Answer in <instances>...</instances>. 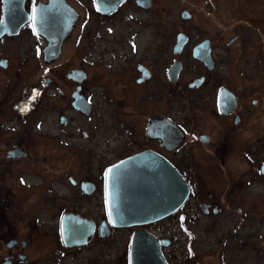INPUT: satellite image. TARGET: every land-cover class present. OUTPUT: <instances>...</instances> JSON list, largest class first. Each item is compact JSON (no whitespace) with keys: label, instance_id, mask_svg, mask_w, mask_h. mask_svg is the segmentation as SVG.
Returning a JSON list of instances; mask_svg holds the SVG:
<instances>
[{"label":"flooded vegetation","instance_id":"obj_1","mask_svg":"<svg viewBox=\"0 0 264 264\" xmlns=\"http://www.w3.org/2000/svg\"><path fill=\"white\" fill-rule=\"evenodd\" d=\"M223 1L225 15L228 0ZM190 3V21L203 11L217 29L197 25L193 34L178 32L185 37L176 51L177 34L174 45L162 47L160 28V44L150 48L149 39L143 40L148 33H131L130 22L138 24L155 5L159 10L158 0L144 6L122 0L106 8L100 0H0L1 51H16L17 43H24L35 56L33 65L50 75L44 84L65 99V110L55 117L56 139L70 143L72 135L101 134L92 122L99 110L107 130L113 126L126 136L122 151L129 144L136 149L113 162L90 160L80 170H71L76 156L70 150L60 152V171L36 178L26 174L25 168L36 163L43 168L39 161L46 159L31 154L25 124L29 104L45 93L40 76L30 94L19 92L10 115L18 123L0 121L5 151L0 155V264H130L131 236L138 230L160 240L167 264H251L252 258L253 264H264V0H230L231 18L218 16L214 0ZM206 32L211 35H202ZM71 45H79L83 55L76 67L60 74L59 62ZM53 46L59 54L46 56L45 49ZM6 57L0 58L2 74L8 83L20 84L19 61ZM31 60L23 58L22 66ZM175 63L179 66L170 74ZM77 102L81 108L74 107ZM120 111L129 118L119 119ZM156 119L169 123L148 133ZM146 151L170 161L189 194L159 221L111 227L105 172ZM63 218L79 227L82 244L63 241ZM171 223L179 230L177 254Z\"/></svg>","mask_w":264,"mask_h":264},{"label":"rangeland","instance_id":"obj_2","mask_svg":"<svg viewBox=\"0 0 264 264\" xmlns=\"http://www.w3.org/2000/svg\"><path fill=\"white\" fill-rule=\"evenodd\" d=\"M190 1L191 0H158L159 10L156 9L157 5H155L151 12L143 15V17L140 18L138 24L134 23L136 22L134 19V21L130 22V25L133 27V30L131 31L133 37L139 31L148 33V38H145L144 36L143 40L149 39L150 48H152L153 46H155L154 43H156L157 45L160 44V39H157V32L159 33V29L161 28L162 47H169L174 45L176 38L175 36L178 32L186 31L190 34H193L197 25L203 27L204 29L207 27L217 29L218 24L215 21L206 19L204 17L205 13H203V11L196 12V18L191 21V15L189 18L182 19L181 13L184 12V10L189 12L192 7V3H190ZM214 2L217 5L218 16L226 17V14L227 16L229 14V17L231 18L232 12H230L229 8L230 0H228V4L226 6L228 10L226 11L227 13L225 15H222V12H220L224 8V6L222 7V3L224 1L214 0ZM202 35L207 36L211 35V33L206 32L202 33ZM17 44H20V48L16 51H11L8 53L2 52V49L0 48V58L6 57L7 54L9 59H11L12 61H19V66H21L22 69L18 76L21 78L23 77L20 81V84L13 85V79L8 83L7 78L5 77L6 75L2 74V69L0 67V121L2 119H9V121L12 123H18V121H15V117L10 118V115L12 114V112H15L12 111V109L15 104L20 101L19 92L26 91L28 94H30L31 91L35 90L34 86L38 85V82L36 81L39 76L40 86L44 88L45 92L42 96L39 95V97H34L32 105L29 104L28 112L25 115V124L27 125L28 132H30L29 138L32 142L30 143L31 154L34 157L37 156L41 159L43 158V156H45L46 159L43 158V162L39 161L44 165L43 168H41L37 163L33 164L32 168H25L24 172L26 174H33V176H35L36 178V174L39 175L40 173L60 171L59 169L62 168L60 163H63V156H58V154L60 152H67L69 150L72 153L71 156H76L73 162L74 164L71 165V170L86 169V165L88 163L90 164V160H92V162H95L96 158L106 159L108 162H113V160L119 158L124 153H129L136 150L135 147L129 144V147H127L124 152L122 151L121 148L125 147L124 142L126 140V136L121 133L120 129L114 128L113 126L110 127V130H107L104 125L105 122L101 118V111L99 110L96 111L95 115L92 117V122L94 124V129L96 130V132L102 129L101 134L97 132V135H95L94 137L83 139H77L75 137L76 135H72L71 139H68L69 141L71 140L70 143L63 141L66 139H63L62 141L56 139L57 136H55V134L57 132V125L55 117L57 116L59 110H65L64 108H61L65 103V99L53 95L52 91L54 87H52V85L49 83L44 84L43 82L45 76L50 78L49 73L43 74L41 66L39 67L38 65H33L34 61L31 59L33 58L34 54L29 50L26 51L23 49L24 43L19 42ZM216 49L217 53H219V48L217 47ZM64 53L65 57L63 56L64 59L60 60L58 65V68L61 69H57V72L60 74L62 73V71H65V69L67 70L68 68L76 67V65L79 64L81 60V56L83 55V52H81L79 45L69 46ZM71 53L74 54V57L68 58ZM136 53V57H138V52ZM16 56L19 58H16ZM23 58L31 60L27 64L28 67L22 66ZM91 74L93 75V80L96 83L99 77L96 65L92 68ZM97 91H99V89L95 88V92ZM5 97L8 98L7 101L4 100ZM3 104H5L6 107H3ZM117 117L121 120L129 118L122 111H120ZM98 118H100V120ZM3 152L5 151L0 150V155H2ZM94 156L96 157L94 158ZM48 163L50 164V166H48ZM85 163L86 165L84 168ZM42 170H44L45 172H42ZM65 171H67V169ZM169 232H171V236H175L174 247L176 250L175 254H177L181 251L180 236L179 230H177V226L174 225V223H171ZM175 257L176 255H174V258ZM251 264H253V258L251 259Z\"/></svg>","mask_w":264,"mask_h":264},{"label":"water","instance_id":"obj_3","mask_svg":"<svg viewBox=\"0 0 264 264\" xmlns=\"http://www.w3.org/2000/svg\"><path fill=\"white\" fill-rule=\"evenodd\" d=\"M122 0H100L101 7H114ZM144 6L145 1L138 0ZM182 19L190 17L188 11L181 13ZM1 28V26H0ZM175 50L183 42L182 34H177ZM55 53L58 46L45 49V54ZM52 54V53H51ZM54 56V55H53ZM200 59L204 58L194 55ZM178 63L170 68V74L176 70ZM81 108L80 103L74 104ZM168 120L156 119L148 126V133L159 131ZM159 137L163 139L161 132ZM112 170V171H109ZM105 195L107 217L111 227L127 228L159 221L180 208L189 194L187 182L173 164L162 155L146 151L125 158L106 170ZM63 241L68 245L82 244L79 227L71 222L73 219L63 218ZM108 224L101 226L106 229ZM130 264H167L160 248V240L143 230L135 231L131 236Z\"/></svg>","mask_w":264,"mask_h":264},{"label":"snow or ice","instance_id":"obj_4","mask_svg":"<svg viewBox=\"0 0 264 264\" xmlns=\"http://www.w3.org/2000/svg\"><path fill=\"white\" fill-rule=\"evenodd\" d=\"M109 171H112V170H109Z\"/></svg>","mask_w":264,"mask_h":264}]
</instances>
